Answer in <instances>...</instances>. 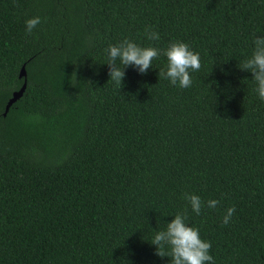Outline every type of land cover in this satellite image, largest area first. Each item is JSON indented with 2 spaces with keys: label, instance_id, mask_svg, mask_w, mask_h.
<instances>
[{
  "label": "trees",
  "instance_id": "obj_1",
  "mask_svg": "<svg viewBox=\"0 0 264 264\" xmlns=\"http://www.w3.org/2000/svg\"><path fill=\"white\" fill-rule=\"evenodd\" d=\"M261 36L264 0H0V264H170L151 242L186 208L215 264H264V101L239 68ZM124 39L187 43L191 87L161 55L119 89ZM185 193L220 204L197 216Z\"/></svg>",
  "mask_w": 264,
  "mask_h": 264
},
{
  "label": "clouds",
  "instance_id": "obj_2",
  "mask_svg": "<svg viewBox=\"0 0 264 264\" xmlns=\"http://www.w3.org/2000/svg\"><path fill=\"white\" fill-rule=\"evenodd\" d=\"M40 17L28 18L25 20V34L31 36L34 30L40 25ZM145 34L150 41H158L160 35L157 31L146 27ZM254 48L249 58L240 65V70L250 72L252 81L255 83V91L261 101H264V36L257 37L253 41ZM108 56L109 81L121 89L125 78V69L129 66L138 70L144 75L152 68V62L161 55L167 59V66L158 73L159 77L169 81L171 86L187 89L192 85L191 73L201 68L199 53L191 50L187 43L176 41L166 49L157 47H141L132 40L124 39L116 45H109L105 50ZM119 60V65H117ZM75 76V73H73ZM190 205L191 211L197 216L201 215L202 209L206 206L209 209H216L220 204L219 200L210 199L206 202L198 195L185 193L183 197ZM236 208L226 209L222 222L227 226L234 216ZM188 210L177 212L166 228L155 232L151 244L156 248V255L164 258L170 257V264H215L210 255L212 244L203 240L200 230L188 224Z\"/></svg>",
  "mask_w": 264,
  "mask_h": 264
},
{
  "label": "water",
  "instance_id": "obj_3",
  "mask_svg": "<svg viewBox=\"0 0 264 264\" xmlns=\"http://www.w3.org/2000/svg\"><path fill=\"white\" fill-rule=\"evenodd\" d=\"M19 78L23 79V84H22L21 88L17 92H14L12 94V97L8 100V102L5 106V109H4V113H3L4 117L6 116L8 110L12 106V104H14L17 100H19L21 98V96L23 95V92L25 91V88H26L25 65H23L20 69Z\"/></svg>",
  "mask_w": 264,
  "mask_h": 264
}]
</instances>
